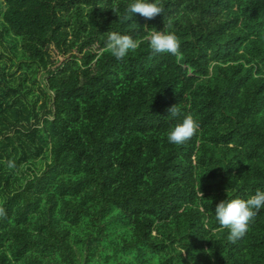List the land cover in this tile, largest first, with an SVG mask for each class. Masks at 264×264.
I'll list each match as a JSON object with an SVG mask.
<instances>
[{
  "label": "trees",
  "instance_id": "1",
  "mask_svg": "<svg viewBox=\"0 0 264 264\" xmlns=\"http://www.w3.org/2000/svg\"><path fill=\"white\" fill-rule=\"evenodd\" d=\"M129 2L0 0V264H264V209L234 242L213 214L264 190V0Z\"/></svg>",
  "mask_w": 264,
  "mask_h": 264
},
{
  "label": "clouds",
  "instance_id": "2",
  "mask_svg": "<svg viewBox=\"0 0 264 264\" xmlns=\"http://www.w3.org/2000/svg\"><path fill=\"white\" fill-rule=\"evenodd\" d=\"M124 12L125 19H133L136 14L143 18L153 19L162 15L164 8L160 0H130ZM170 27L171 20L162 30L145 28L148 30L145 38L153 54L178 55L179 41L175 33L169 30ZM138 46L139 42L130 35L107 32L105 50L116 60H122L130 52L135 51ZM169 112L170 116L175 117L178 114L177 106L169 109ZM199 127L200 125L193 115L188 114L181 122L168 130L167 141L170 144H183L198 132ZM7 165L9 168L16 167L15 161L12 160H9ZM261 209H264V190L258 188L246 199L227 197L219 201L212 212L220 229H227V239L234 242L246 234L250 223Z\"/></svg>",
  "mask_w": 264,
  "mask_h": 264
},
{
  "label": "rangeland",
  "instance_id": "3",
  "mask_svg": "<svg viewBox=\"0 0 264 264\" xmlns=\"http://www.w3.org/2000/svg\"><path fill=\"white\" fill-rule=\"evenodd\" d=\"M42 77H41V75H39V78L38 79H41Z\"/></svg>",
  "mask_w": 264,
  "mask_h": 264
}]
</instances>
